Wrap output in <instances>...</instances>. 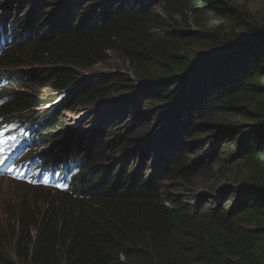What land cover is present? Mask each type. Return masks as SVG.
I'll return each mask as SVG.
<instances>
[{
  "label": "trees",
  "instance_id": "trees-1",
  "mask_svg": "<svg viewBox=\"0 0 264 264\" xmlns=\"http://www.w3.org/2000/svg\"><path fill=\"white\" fill-rule=\"evenodd\" d=\"M85 1L64 0L48 16L31 11L28 35L0 59L16 90L3 113L39 109V130L51 131L42 141L51 134L63 144L69 128L58 126L66 121L62 105L43 106H51L49 91L73 84L69 100L95 103L98 112L106 106L111 123L84 145L97 159L78 181L86 183L75 189L80 196L22 195L4 208L10 218L0 227V264H264V27L225 0ZM156 5L161 14L152 11ZM210 21L218 22L212 30L178 28ZM111 53L151 83L137 86L120 70L95 84L79 79L76 69ZM76 81L85 87L79 95ZM130 114L152 121V133L149 122L130 132L112 128L116 115ZM208 126L241 139L237 155L251 185L234 191L231 214L220 211L221 195L207 203L205 194L184 193L199 171L188 166V142ZM75 133L69 148L80 147ZM229 163L210 172L222 181L236 173Z\"/></svg>",
  "mask_w": 264,
  "mask_h": 264
},
{
  "label": "rangeland",
  "instance_id": "rangeland-1",
  "mask_svg": "<svg viewBox=\"0 0 264 264\" xmlns=\"http://www.w3.org/2000/svg\"><path fill=\"white\" fill-rule=\"evenodd\" d=\"M64 0H0V19L7 18L9 20L15 21L16 18L22 19L23 21L17 25L16 28L21 30V33L26 31L27 28V14L26 10L29 12L33 11L37 7H40L42 12H45L44 16H48L50 12L54 9H59L62 5L60 3H64ZM234 7H239L241 10L247 13L250 17V23L252 25H256L259 27H264V0H225ZM90 0H86L82 6L89 5ZM153 12L162 13V8L160 5L154 6L152 9ZM217 21H210L206 26L201 25L200 27L193 25L192 23L178 26V28L183 31H204V30H212L217 25ZM205 48L202 46H193L192 52L201 53L205 52ZM125 60L118 56L117 54H110L105 62L99 63L92 67H87L83 69H76L77 76L80 80H89L92 79V83L95 84V81L98 82L103 78V75H117V70H120L122 75L130 77L132 82L135 85L144 87L149 85L151 82L148 80L139 79L132 75V71L127 67V64L124 62ZM26 69V67L24 68ZM138 83V84H137ZM76 85H78L79 92L77 95L83 92L84 88L81 81H76ZM93 86V84H92ZM75 84L71 85L68 89L63 92L54 94V91H49L47 94V98H53L51 106L46 109H50L53 107H59L57 109L64 116L66 121L60 122L58 126L68 127L69 134H71L75 129H79V133H75L74 135H78L80 137V146L82 143L89 140L90 134L93 132H97L98 128L107 130V126L111 123H108V118L105 116L106 106H102L101 111L98 112L96 108V104L79 106L76 101V97H73L69 100V97L72 92H74ZM129 94V93H127ZM110 99H105L101 102V104L106 105ZM3 108V107H2ZM56 110V111H57ZM38 111V109H36ZM6 117L13 115H21L22 119L28 123L34 124V119L32 115L27 114L26 116L23 113H17L15 107H9L8 113L2 114ZM99 117V120L96 118ZM237 120H239L237 118ZM115 127L113 129H117L118 132H130V129L135 128L137 126L142 125V122L148 124V129L146 133H152L151 131L154 129V123L152 121H148L147 119L135 120L133 116L130 115H116L112 120ZM210 122L215 125L217 122L214 119H211ZM147 124V123H146ZM85 129L87 131H85ZM144 129V126L142 127ZM47 132L51 131H42L43 135H47ZM38 131H36V141L35 145H38V149L36 150L38 154L45 156L46 158H51V154H56L58 151L57 145L52 142L56 140L54 136H50L47 141H40V137L37 135ZM72 135V136H74ZM104 136L107 133L104 132ZM71 137V136H69ZM190 146H193V150L190 151V154L187 156L188 166H191V169L196 168L198 165L199 171H197L196 176L193 177L192 182L190 183L189 188H184V193H187V197L197 198L201 200L203 194L207 200V203L212 199L210 194L216 197H220V211L226 212L228 211L231 214L232 205L235 203V200L238 198L234 191L236 189L243 188V185H251L248 179L245 178V171L243 167L244 160L241 159V156H238L237 153L241 147V139L236 136H228L223 134V132L217 129L215 126H208L205 131L200 133L197 136H192L190 138ZM135 146L132 148V150ZM84 149V148H83ZM83 149H80L77 156L78 158L84 153ZM131 151V150H130ZM134 152V151H133ZM32 155V154H30ZM126 156V155H125ZM220 161H228L229 165L235 166L236 173H232L229 177H226L222 181H219V175L210 172V169H217L221 166ZM235 162V164H232ZM239 165V166H238ZM242 167V169H241ZM51 189L44 186H31L28 183H24L21 181L12 180L11 178L1 177L0 176V227L2 224L9 220L10 216L5 212L4 208L6 206L10 208V204L13 201H17L22 195L28 197V195H37V196H45L47 195ZM52 194V193H51ZM225 195V196H224ZM206 204H204V207ZM15 257V255L12 253Z\"/></svg>",
  "mask_w": 264,
  "mask_h": 264
},
{
  "label": "clouds",
  "instance_id": "clouds-1",
  "mask_svg": "<svg viewBox=\"0 0 264 264\" xmlns=\"http://www.w3.org/2000/svg\"><path fill=\"white\" fill-rule=\"evenodd\" d=\"M70 136V134H69V131L68 130H66V133H65V135H63L62 137H61V140L63 141V144L62 145H60V143H59V140H60V138H56V141H57V145L59 146V147H61V148H69V146L72 144V140L73 139H71V137H69ZM90 141H91V139H90ZM89 140H87V141H85L84 143H82V144H84V145H86L88 142H90ZM144 144V143H143ZM79 146V145H78ZM132 150V149H131ZM130 151V150H129ZM128 151V152H129ZM128 152H126L125 153V155L128 153ZM88 153H89V151H88ZM90 154V153H89ZM90 155H92V154H90ZM130 155V154H129ZM128 155V156H129ZM94 156V155H93ZM127 155H126V157H128ZM96 159H97V157H95ZM96 161V160H95ZM93 162H89L88 164H87V167L86 168H84L83 170H82V173L78 176V181H79V179H80V177L82 176V174L85 172V171H88V169H89V166L92 164ZM83 185H86V183H85V181H83V183L82 184H79V182L77 183V186L76 187H72V189L71 190H68V191H62L61 193H59V192H56V191H53V189H51V193L52 194H54V195H57V194H65V193H70V195L71 196H73V197H76V196H80V193H81V191L80 190H75L77 187H83Z\"/></svg>",
  "mask_w": 264,
  "mask_h": 264
},
{
  "label": "snow or ice",
  "instance_id": "snow-or-ice-1",
  "mask_svg": "<svg viewBox=\"0 0 264 264\" xmlns=\"http://www.w3.org/2000/svg\"><path fill=\"white\" fill-rule=\"evenodd\" d=\"M11 130V126L5 124L3 129H0V138L5 137L6 133L9 132ZM8 139H14V137H11L10 135L7 136ZM0 143H3V140H0ZM3 148H0V153H3ZM4 160L2 158V156H0V164H3ZM60 186V185H57Z\"/></svg>",
  "mask_w": 264,
  "mask_h": 264
},
{
  "label": "water",
  "instance_id": "water-1",
  "mask_svg": "<svg viewBox=\"0 0 264 264\" xmlns=\"http://www.w3.org/2000/svg\"><path fill=\"white\" fill-rule=\"evenodd\" d=\"M143 143H144V141H140V142L137 144V146H136L133 150L129 151L126 155L128 156V155L131 154L133 151L135 152L138 148H140L141 146H143Z\"/></svg>",
  "mask_w": 264,
  "mask_h": 264
},
{
  "label": "bare ground",
  "instance_id": "bare-ground-1",
  "mask_svg": "<svg viewBox=\"0 0 264 264\" xmlns=\"http://www.w3.org/2000/svg\"><path fill=\"white\" fill-rule=\"evenodd\" d=\"M56 93H58V92H55L54 94H56ZM40 140H42V139H40ZM43 142V141H42ZM30 143V142H29ZM36 147H33V149H35ZM37 149H38V147H37ZM37 149H35V151L32 153V154H34L35 152H37L36 150Z\"/></svg>",
  "mask_w": 264,
  "mask_h": 264
}]
</instances>
